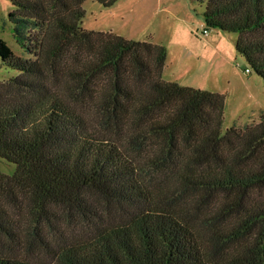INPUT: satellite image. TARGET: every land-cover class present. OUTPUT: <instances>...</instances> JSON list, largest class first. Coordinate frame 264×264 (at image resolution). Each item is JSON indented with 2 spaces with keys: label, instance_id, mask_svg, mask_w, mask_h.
<instances>
[{
  "label": "trees",
  "instance_id": "trees-1",
  "mask_svg": "<svg viewBox=\"0 0 264 264\" xmlns=\"http://www.w3.org/2000/svg\"><path fill=\"white\" fill-rule=\"evenodd\" d=\"M85 1L11 0L34 59L0 38V264H264V117L222 132L224 95L164 81V46L84 29ZM189 1L264 84V0Z\"/></svg>",
  "mask_w": 264,
  "mask_h": 264
},
{
  "label": "rangeland",
  "instance_id": "rangeland-1",
  "mask_svg": "<svg viewBox=\"0 0 264 264\" xmlns=\"http://www.w3.org/2000/svg\"><path fill=\"white\" fill-rule=\"evenodd\" d=\"M85 12L82 27L90 31L113 33L134 41H147L164 46L167 51L162 79L173 80L179 85L220 93L225 97L222 132L231 127L243 129L258 123L264 117V84L260 77L249 69L244 59L235 50L236 34L222 33L207 28L201 16L202 7L189 0H116L111 7H103L94 0L83 3ZM12 11L11 0H0V38L13 54L22 59H34L17 41L13 25L8 21ZM202 28L209 31L201 36ZM26 33V31H25ZM33 32L28 36L33 38ZM222 36V46L208 43ZM249 70V73L246 70ZM18 73L0 59V82L15 77ZM170 82V81H169ZM16 166L0 159V173L11 176ZM17 231L27 225L24 214H11ZM78 219L73 223L77 232L87 231ZM22 240V235L18 234ZM10 240L2 237L0 251L9 252ZM16 252L30 260L47 258L38 253L18 249Z\"/></svg>",
  "mask_w": 264,
  "mask_h": 264
},
{
  "label": "crops",
  "instance_id": "crops-1",
  "mask_svg": "<svg viewBox=\"0 0 264 264\" xmlns=\"http://www.w3.org/2000/svg\"><path fill=\"white\" fill-rule=\"evenodd\" d=\"M215 40H212V41H209V42H207L208 43V45H209V43L211 44V43H214L216 46H222V43H223V37L222 36H219V34H216V38H214ZM167 82H175V81H173V80H166ZM178 83V82H177ZM180 84V83H179Z\"/></svg>",
  "mask_w": 264,
  "mask_h": 264
},
{
  "label": "built area",
  "instance_id": "built-area-1",
  "mask_svg": "<svg viewBox=\"0 0 264 264\" xmlns=\"http://www.w3.org/2000/svg\"><path fill=\"white\" fill-rule=\"evenodd\" d=\"M200 34H201V36H208L209 31H208V29H206V28H202ZM246 72L249 73V70L247 69Z\"/></svg>",
  "mask_w": 264,
  "mask_h": 264
}]
</instances>
